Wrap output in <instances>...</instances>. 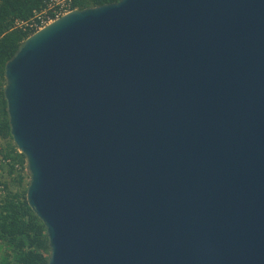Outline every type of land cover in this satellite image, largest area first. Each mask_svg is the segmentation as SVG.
Returning a JSON list of instances; mask_svg holds the SVG:
<instances>
[{"label": "water", "instance_id": "obj_1", "mask_svg": "<svg viewBox=\"0 0 264 264\" xmlns=\"http://www.w3.org/2000/svg\"><path fill=\"white\" fill-rule=\"evenodd\" d=\"M47 264H264V0H117L4 66Z\"/></svg>", "mask_w": 264, "mask_h": 264}, {"label": "trees", "instance_id": "obj_2", "mask_svg": "<svg viewBox=\"0 0 264 264\" xmlns=\"http://www.w3.org/2000/svg\"><path fill=\"white\" fill-rule=\"evenodd\" d=\"M48 0H0V150L7 171L16 175L9 182L0 180L5 187L0 206V243L5 252L0 255V264H47L48 240L45 227L26 201L24 170L25 156L14 144L9 131L6 100L4 97V66L17 51L29 31L14 25L16 19L29 18L34 10L43 7ZM117 0H72L73 8L82 9ZM1 167V165H0Z\"/></svg>", "mask_w": 264, "mask_h": 264}, {"label": "built area", "instance_id": "obj_3", "mask_svg": "<svg viewBox=\"0 0 264 264\" xmlns=\"http://www.w3.org/2000/svg\"><path fill=\"white\" fill-rule=\"evenodd\" d=\"M72 9V0H48L43 7L34 10L29 18L16 19L14 25L28 30L30 34ZM0 163V165L5 164V160L1 158ZM4 194L5 187L2 182H0V206L1 198Z\"/></svg>", "mask_w": 264, "mask_h": 264}, {"label": "rangeland", "instance_id": "obj_4", "mask_svg": "<svg viewBox=\"0 0 264 264\" xmlns=\"http://www.w3.org/2000/svg\"><path fill=\"white\" fill-rule=\"evenodd\" d=\"M3 145H4V140L0 139V150H3ZM2 157V154L0 152V159ZM1 164V163H0ZM24 182H28L29 180V173L28 171L24 170ZM16 175V171L9 173L7 171V165L2 164L0 167V180L7 181L9 182V188L13 189L14 188V183H13V177ZM5 247L3 244L0 243V255H2L5 252Z\"/></svg>", "mask_w": 264, "mask_h": 264}]
</instances>
